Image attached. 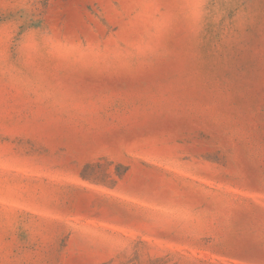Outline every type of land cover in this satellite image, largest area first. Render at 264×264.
I'll return each instance as SVG.
<instances>
[{"label": "rangeland", "instance_id": "374dc122", "mask_svg": "<svg viewBox=\"0 0 264 264\" xmlns=\"http://www.w3.org/2000/svg\"><path fill=\"white\" fill-rule=\"evenodd\" d=\"M0 264H264V0H0Z\"/></svg>", "mask_w": 264, "mask_h": 264}]
</instances>
